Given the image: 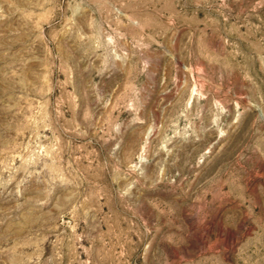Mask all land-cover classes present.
I'll return each mask as SVG.
<instances>
[{
    "label": "rangeland",
    "instance_id": "374dc122",
    "mask_svg": "<svg viewBox=\"0 0 264 264\" xmlns=\"http://www.w3.org/2000/svg\"><path fill=\"white\" fill-rule=\"evenodd\" d=\"M0 264H264V0H0Z\"/></svg>",
    "mask_w": 264,
    "mask_h": 264
}]
</instances>
